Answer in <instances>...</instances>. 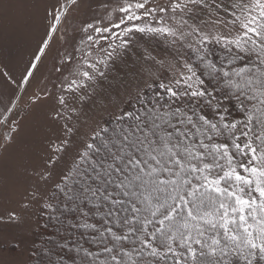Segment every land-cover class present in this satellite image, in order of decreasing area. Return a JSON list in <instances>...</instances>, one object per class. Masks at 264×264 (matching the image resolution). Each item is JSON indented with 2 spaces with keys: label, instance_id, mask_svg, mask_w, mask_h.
<instances>
[{
  "label": "snow or ice",
  "instance_id": "snow-or-ice-1",
  "mask_svg": "<svg viewBox=\"0 0 264 264\" xmlns=\"http://www.w3.org/2000/svg\"><path fill=\"white\" fill-rule=\"evenodd\" d=\"M90 2L103 15L70 31L82 0H51L29 70L16 82L0 69L26 90L60 46L56 83L30 98L55 101L49 116L61 133L39 173L42 207L57 224L75 214L67 223L94 233L96 250L59 247L75 252L74 264H264V0ZM130 69L133 86L104 102L103 85ZM18 99L0 100V150L18 131ZM98 99L107 119L87 117ZM70 151L53 179L49 165ZM22 222L0 215V226Z\"/></svg>",
  "mask_w": 264,
  "mask_h": 264
},
{
  "label": "rangeland",
  "instance_id": "rangeland-1",
  "mask_svg": "<svg viewBox=\"0 0 264 264\" xmlns=\"http://www.w3.org/2000/svg\"><path fill=\"white\" fill-rule=\"evenodd\" d=\"M50 2L51 0H0V69L6 65L5 70L16 82L29 70L33 54L44 36V13ZM104 11L99 4L82 0L80 10L69 20V30L79 27L81 21L91 20L94 14L103 15ZM145 46L157 58L165 53L163 45L156 41H148ZM59 47L53 44L42 66L34 73L31 86L26 90L22 86L17 91L15 85L0 76V100H6L14 92L19 97L15 109L18 131L12 134L14 140L7 149L0 150V215L15 211L23 221L18 225L0 226V264H30L32 253L40 239V213L45 209L42 204L48 196H41L47 190L39 173L43 172L47 164L50 141L61 133L59 125L49 116L55 101L48 98L33 104L30 98L42 88L52 89L56 83L58 73L54 64H58ZM135 71L136 69H130L127 76H122L120 81L111 86L103 85L104 90L100 93L103 101L106 102L109 95L115 99V93L122 92L126 87L131 88L135 83ZM104 102L100 99L96 103L90 102L85 109L87 117L107 119ZM88 123H91V119ZM83 131H87V128ZM2 135L3 130L0 129V145L3 144ZM71 155L70 151L56 165H49L53 170V179L59 176ZM33 193H36L34 200L31 199ZM57 253L41 264H57L61 256L71 260L66 253ZM78 259L77 256L76 260Z\"/></svg>",
  "mask_w": 264,
  "mask_h": 264
},
{
  "label": "trees",
  "instance_id": "trees-1",
  "mask_svg": "<svg viewBox=\"0 0 264 264\" xmlns=\"http://www.w3.org/2000/svg\"><path fill=\"white\" fill-rule=\"evenodd\" d=\"M61 219L65 221L64 224H57L53 222L48 216V210L43 209L40 213V239L37 245L34 248L32 253V260L30 264H41L45 259L56 256L58 252L62 254H67L70 261L65 259L64 256L60 257V260L63 259L68 262V264H74L77 258V255L74 252H69L67 249H61L60 244H63L66 240L72 246L73 242L78 241L82 243L85 248L95 249V245L91 244L88 240V236L94 235V233H89L85 235L84 230L82 229H73L66 220H72L74 223L77 222L75 214L67 213L61 216ZM90 222L98 223L99 219L93 217ZM59 229V231H57ZM60 240V242H58Z\"/></svg>",
  "mask_w": 264,
  "mask_h": 264
}]
</instances>
